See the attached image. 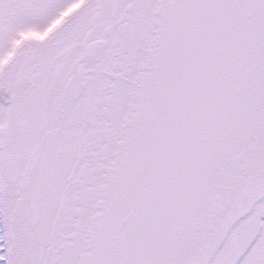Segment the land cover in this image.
Segmentation results:
<instances>
[{
    "label": "snow or ice",
    "instance_id": "snow-or-ice-1",
    "mask_svg": "<svg viewBox=\"0 0 264 264\" xmlns=\"http://www.w3.org/2000/svg\"><path fill=\"white\" fill-rule=\"evenodd\" d=\"M0 264H264V0H0Z\"/></svg>",
    "mask_w": 264,
    "mask_h": 264
}]
</instances>
